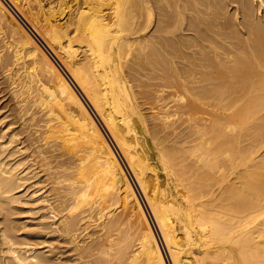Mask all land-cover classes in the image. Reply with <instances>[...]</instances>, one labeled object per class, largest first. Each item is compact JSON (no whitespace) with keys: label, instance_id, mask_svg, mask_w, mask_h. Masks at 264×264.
Masks as SVG:
<instances>
[{"label":"bare ground","instance_id":"obj_1","mask_svg":"<svg viewBox=\"0 0 264 264\" xmlns=\"http://www.w3.org/2000/svg\"><path fill=\"white\" fill-rule=\"evenodd\" d=\"M6 1L16 14L0 0V21L8 16L21 36L0 42V101L5 83L15 104L0 115V264H51L52 242L71 244L81 264H168L102 128L172 264L183 255L189 264H264L260 8L251 0ZM141 129L179 199L162 187ZM27 211L36 227L25 230L15 214Z\"/></svg>","mask_w":264,"mask_h":264},{"label":"rangeland","instance_id":"obj_2","mask_svg":"<svg viewBox=\"0 0 264 264\" xmlns=\"http://www.w3.org/2000/svg\"><path fill=\"white\" fill-rule=\"evenodd\" d=\"M5 3H6V5L8 6V8L12 11L13 9H12V7H11V5L10 4H8V2L6 1V0H3ZM47 1H49V0H45L44 2H47ZM252 2H253V4L256 6V8H260L258 11H257V16H259V17H262V18H264V11H263V5H264V1L262 2V6L260 7V2H261V0H251ZM232 2H234V4H232V5H229V6H232V7H229L230 8V10L231 11H235V10H237L238 8H239V6L237 5L238 3L237 2H235V1H232ZM231 1H230V3L229 4H231L232 3ZM153 3H154V5H156L157 3L153 0ZM259 3V4H258ZM158 5V4H157ZM237 5V7H235ZM154 8H156V7H154ZM156 9H158V8H156ZM156 9H155V11H156ZM262 9V10H261ZM238 11H239V9H238ZM14 14H16L15 13V11L13 10L12 11ZM157 15V14H156ZM155 17V16H154ZM5 18V19H4ZM155 18H153V20H154ZM6 21V25H5V21ZM63 20H65V19H63ZM63 20H61V22L63 21ZM158 21V20H157ZM10 22V23H9ZM10 25V26H9ZM153 25H154V21L151 23V25H150V28H152L153 27ZM7 28H6V27ZM16 25L15 24H13V22L11 21V19L7 16V18H6V16H3V18L1 19V21H0V34H2V36H0V42H2L3 43V40L5 39L4 37H6L7 35V37L9 38V37H11V36H16V37H19L18 35H20L19 33H21V32H19L18 33V31H19V29L16 27ZM11 28V29H10ZM13 28V29H12ZM8 30V31H7ZM15 31V32H12V31ZM11 31V32H10ZM8 32V33H7ZM18 33V34H17ZM10 34V35H9ZM21 36V35H20ZM1 43V44H2ZM3 45V44H2ZM57 64L58 65H60L59 63H58V61H57ZM60 67H62L61 65H60ZM62 69V68H61ZM63 70V72L64 73H66L65 71H64V69H62ZM67 75V74H66ZM5 86V87H4ZM1 88L4 90V92H5V96L6 97H4V99H3V101L1 100L0 101V115H1V113H4V111L5 110H9V106H11V105H15V104H13V100L12 99H10L11 98V95H9L8 94V92H10L8 89H7V86L5 85V83H3V84H1ZM7 94V95H6ZM11 94V93H10ZM168 95V94H167ZM174 97V98H173ZM171 98H173V102H172V99ZM7 99V100H6ZM177 98H175V95L174 96H170V99H168V100H170L171 101V105H173V107L171 108V106H170V108L172 109V111H173V108H175V101L174 100H176ZM9 101V102H8ZM13 101V102H12ZM176 102H177V100H176ZM5 103H7V105H4ZM3 104V105H2ZM3 106V107H2ZM6 108H5V107ZM12 106V107H13ZM1 107H2V109H1ZM170 109V110H171ZM7 112V111H6ZM4 115V114H3ZM2 117V116H1ZM98 121V120H97ZM99 122V121H98ZM100 123V122H99ZM100 126H101V128L103 127L101 124H100ZM102 130H103V133L104 134H106L105 136L107 137V139H108V141H109V143L113 146V148L115 149V151H116V153H117V155L119 156V158H120V160H121V162H122V164H123V167H124V169H125V171H126V173H127V175H128V177L130 178V180H131V182H132V184H133V186L135 187V189H136V191H137V194L139 195V198L141 199V201H142V203H143V205H144V207H145V209H146V212H147V215H148V217H149V220L151 221V224H152V226H153V228L155 229V232H156V234H157V237H158V239H159V241H160V243H161V246H162V248H163V251H164V253H165V256H166V258H167V261H168V264H172V262H171V260L169 259V255H168V253H167V249H166V247H165V245H164V242H163V240H162V237H161V235H160V232H159V230H158V227L156 226V223H155V221H154V219H153V217H152V214H151V212H150V209H149V207H148V204H147V202H146V199L144 198V196H143V194H142V192L140 191V188L138 187V184H137V182H136V180H135V178H134V175L132 174V172H131V170H130V168L128 167V165L126 164V161H125V159H124V157L122 156V154L120 153V150L118 149V147L116 146V144H114V142L112 141V139L110 138V136L107 134V132H105L104 130V128H102ZM143 132V133H142ZM140 136H141V142L143 143V145L145 146V149L147 150V152L151 155V157L153 158V161L155 162V164H156V167H157V171L159 172V174H160V177H161V181H162V187H165V190L168 192L169 191V193L171 194L172 193V195L176 198V199H179L180 197H179V194L177 193V190H176V187H175V181H174V179L172 178V177H169L168 176V174H167V171H166V174H165V168H164V165L162 164V162L160 161V158H159V155L157 154V151H156V149H155V147H153L154 145H153V143H152V140H147V134L144 132V130H140ZM144 136H145V138H144ZM109 137V138H108ZM112 142V143H111ZM148 144V145H147ZM151 150V151H150ZM160 161V162H159ZM161 163V164H160ZM161 165V166H160ZM167 177V178H166ZM168 177H169V179H168ZM164 179V180H163ZM166 179H167V181L170 183H168L169 184V186L168 185H166L167 184V181H166ZM170 179H172V180H170ZM165 183V184H164ZM172 183V184H171ZM42 186L43 184H37L36 186L37 187H40V186ZM164 185H166V186H164ZM174 185V186H173ZM167 187V188H166ZM169 187H171V188H169ZM172 189V190H171ZM173 191V192H172ZM175 193V194H174ZM178 194V195H177ZM29 205H31V203H29V204H27L26 206H29ZM31 211H27V212H23V213H17V214H15V216H17L16 218H19V221H17V222H19V224L18 225H20V223H21V227H22V229H25V230H27V229H30V228H34V227H36L34 224H33V222L35 221L34 220V216H37V214H36V212L35 211H33V212H31ZM33 213H35V214H33ZM34 215V216H33ZM14 216V217H15ZM33 216V217H32ZM20 220H22V221H20ZM23 224V225H22ZM32 224L34 225L33 227H31L32 226ZM2 225V224H1ZM24 225H26L27 226V228H25L26 226H24ZM30 225V226H29ZM24 226V227H23ZM90 229V228H89ZM88 229V230H89ZM89 231H93V229L91 230H89ZM21 232H23V230H21ZM88 234V233H87ZM79 239H81V240H79ZM88 240L87 239V235L86 234H84V235H80L79 237H78V241H80L82 244H83V242H85L86 240ZM84 240V241H83ZM53 241H55V240H53ZM56 242H62V241H60V240H57ZM87 242V241H86ZM63 243V242H62ZM61 243V244H62ZM52 244H54L52 247L55 249V250H57L58 249V253L56 252V255L58 254V256H57V258L59 259V261H58V259L56 258L55 260L56 261H54V262H52L51 264H81L79 261L77 262V260H75L74 259V255H73V250L72 249H69L70 247H71V244H69L68 246L67 245H65V244H62V245H59L60 246V250H59V248H57V247H59L56 243H53L52 242ZM56 244V245H55ZM201 244V243H200ZM199 244V242L197 243V245L199 246L200 245ZM227 245L229 246V247H233L234 249H235V252H236V255H237V253H238V250H237V244L236 243H230V242H228L227 243ZM55 246H56V248H55ZM65 246V247H64ZM235 246V247H234ZM200 247H202V248H205L204 246H202V245H200ZM63 248V249H62ZM44 249H46V248H44ZM61 249L63 250V252H61ZM61 253V257H59V254ZM67 254V255H66ZM68 254H70V255H68ZM73 255V256H72ZM185 256L186 255H183V257L185 258ZM66 258V259H65ZM67 258H68V260H67ZM184 258H182V264H189L188 263V260H187V263H185L186 261V259H184ZM87 259H88V257H87ZM65 260H67V261H65ZM184 261V262H183ZM49 264V263H48Z\"/></svg>","mask_w":264,"mask_h":264}]
</instances>
